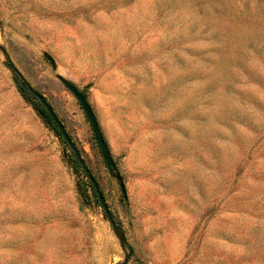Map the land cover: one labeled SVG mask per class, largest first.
I'll return each mask as SVG.
<instances>
[{"label":"rangeland","instance_id":"1","mask_svg":"<svg viewBox=\"0 0 264 264\" xmlns=\"http://www.w3.org/2000/svg\"><path fill=\"white\" fill-rule=\"evenodd\" d=\"M0 264H264V0H0Z\"/></svg>","mask_w":264,"mask_h":264},{"label":"water","instance_id":"2","mask_svg":"<svg viewBox=\"0 0 264 264\" xmlns=\"http://www.w3.org/2000/svg\"><path fill=\"white\" fill-rule=\"evenodd\" d=\"M47 59L50 61L51 65L53 67H56V63L51 56H47ZM8 67L14 73L19 72L16 69V67L13 65V63H11V62L8 63ZM61 83L75 97V99L78 101L80 107L82 108V110H83V112H84V114H85V116H86V118H87V120L91 126L93 136H94L95 141L97 143V146L100 150L102 158L106 164V167L110 173H116V178L120 183V188H121L123 197H124V199H127V197H128L127 196V190H126V187L124 185L123 179H122L121 175L117 172V167H116L115 161L112 157L111 151H110L108 144L104 138V135L101 131L97 117H96L95 113L93 112L91 106L89 105V103L86 99V96L73 83H71L65 79H61ZM30 92L40 102V104L44 107V109L48 113L50 119L52 120V122L56 126V129L61 134L63 140L66 142V144L68 145V147L72 151L76 161L79 163V165L81 166V168H82L83 172L85 173L87 179L91 183V185L94 189V192L98 198V201L101 205V208L103 209L106 217L109 219L113 229L116 230L117 225H116V223H115V221L111 215V212L109 210V207H108V204L105 200V197L101 191V188H100L97 180L95 179V177L91 173L87 163L85 162V160L81 156L79 149L76 147V145L73 143L71 137L67 133L63 123L61 122L58 115L54 111L53 107L49 104V102L46 100V98L44 96H42L40 93L35 91L33 88L30 89Z\"/></svg>","mask_w":264,"mask_h":264},{"label":"trees","instance_id":"3","mask_svg":"<svg viewBox=\"0 0 264 264\" xmlns=\"http://www.w3.org/2000/svg\"><path fill=\"white\" fill-rule=\"evenodd\" d=\"M15 82L17 85V88L19 90V92L21 93V95L29 101L30 96H33L30 92V89L32 88L31 85L29 84V82L23 77V75L20 72L15 73ZM34 99H36L34 97ZM37 100V99H36ZM37 110L39 111V114L43 117V119L49 123L50 125L53 126L54 131H56V133L58 134V136H61V134L58 132V130L56 129V126L54 125V123L52 122V120L50 119L48 113L45 111L44 107L40 104V102L37 100V105H36ZM75 163H77V165H79V163L76 161L75 159ZM80 166V165H79ZM85 175V173H84ZM86 177V175H85ZM87 178V177H86ZM90 186V188L92 189V192L94 194V196L97 198L94 189L91 185V183L88 184ZM98 200V198H97ZM99 203V201H98ZM100 204V203H99ZM101 206V205H100Z\"/></svg>","mask_w":264,"mask_h":264}]
</instances>
